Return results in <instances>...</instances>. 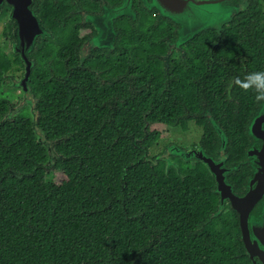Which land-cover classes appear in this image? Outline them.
<instances>
[{"label": "trees", "instance_id": "1", "mask_svg": "<svg viewBox=\"0 0 264 264\" xmlns=\"http://www.w3.org/2000/svg\"><path fill=\"white\" fill-rule=\"evenodd\" d=\"M46 24L63 33L32 54L35 102L15 115L21 104L4 90L24 64L11 52V71L0 66V264H254L207 166L179 159L167 171L149 152L162 137L152 126L187 132L195 122L200 148L217 160L211 115L236 167V121H244L236 97L250 89L234 84L230 65L235 72L236 47L252 63L259 56L237 35L236 16L213 52L225 66L210 63L207 36L176 48L177 33L146 18L128 20L112 48L88 56L83 28ZM3 36L14 40L9 23ZM255 47L264 55V44ZM246 178L229 174L235 193Z\"/></svg>", "mask_w": 264, "mask_h": 264}, {"label": "flooded vegetation", "instance_id": "2", "mask_svg": "<svg viewBox=\"0 0 264 264\" xmlns=\"http://www.w3.org/2000/svg\"><path fill=\"white\" fill-rule=\"evenodd\" d=\"M125 1L126 0H34L30 9L44 28V35L38 39L36 46L30 52L29 60L33 68L34 62L32 61V54L38 49L41 40L55 38L57 35L59 36L63 33H58L54 30L55 28L49 27L48 24H46V22L49 21L57 26L59 22L64 25L65 22L69 20L76 31L78 29L80 31V27L83 28V33L88 36V40L84 47L88 50H85V56H88L91 50L112 48L119 37V29L123 32L128 20L136 21L139 17L154 22V25L158 28H166L168 30L167 32H176V41L171 45L180 48L176 46V42L179 38L180 26L169 15L171 14L170 12L177 10V3H180V0H133L132 10L136 15L135 19H132L128 15L119 16L113 19V21L111 18H108L109 11L122 7ZM223 4H233L236 6V28L239 29L237 35H240L242 32V34L249 37V40L254 44L251 51H258L259 53V56H256L257 62L252 63L250 62V56L247 57V55L241 54L240 52L243 51V49L236 47V70L234 72L232 65H230L232 72H230L229 75L233 76V79L236 77L242 79L244 75L250 71L264 70V61H258V59H264V55H261L260 47H255V44H264V0H226ZM222 7L224 8V5ZM14 10V6L4 4L0 12V19L5 18L7 23L10 24L14 37V40H11L13 43L12 52L18 55L14 49L17 40L15 37V32L18 27L17 21H15V18H8L9 15L12 16ZM219 11V0H185V13L187 20L190 21V26H194V22L200 21L199 19L205 17L214 18L211 22L214 24L216 23L215 25L200 30L188 41L189 47L193 48L195 38L200 39L203 36H207L206 46L211 52L210 63H212V66H214V63H221L224 64V66L227 65L225 64L222 52L220 53L218 61L213 56L214 50L218 48L223 41L225 30V24L223 22L220 24L219 22ZM234 17H232L231 20H233ZM113 34L116 36L115 39L108 41L106 38L112 37ZM167 37H169V35H167ZM90 43H93L94 46L91 47V49H87ZM63 77L64 76H62V79H64ZM14 79L16 80L13 81L12 85L16 82L15 85L22 88L21 85L25 80V64L23 65L22 73L14 77ZM30 82L31 76L27 79V84L22 88V92L29 90ZM255 96L256 93L250 89L249 96L246 99L242 100L240 97H236V116L241 115L244 117L242 125L239 121H236V175H239L242 171L247 175L246 184L243 189H238V182H236V196L245 195L249 184L254 180V188H256V193L259 197V199L255 201L256 205L253 210V215L258 221L254 224V228L257 230L258 235L264 240V100L257 101ZM221 130L224 135L223 129ZM200 141L197 146L192 145L189 149H201L199 145ZM170 144L171 143L166 145L159 155L153 157L161 156ZM227 204L230 205L229 203ZM236 214L238 216L237 212ZM253 239H256V235L254 234ZM263 245L261 244V246ZM262 250H264V247ZM250 257L254 264H260L259 256Z\"/></svg>", "mask_w": 264, "mask_h": 264}, {"label": "water", "instance_id": "3", "mask_svg": "<svg viewBox=\"0 0 264 264\" xmlns=\"http://www.w3.org/2000/svg\"><path fill=\"white\" fill-rule=\"evenodd\" d=\"M33 1L34 0H0V12L4 4L15 7L12 16L9 15L8 18H15V21H17L18 25L15 32V37L17 40L16 44L14 45V49L15 52L20 56L22 62L25 64V80L21 85L22 88L27 84V79L31 76L33 71V65L29 60L30 52L36 46L38 39L44 35V28L42 27L39 19L30 9ZM132 2L133 0H126L122 7L109 11L108 18H111L113 21V19L119 16L128 15L132 19H135L136 15L132 10ZM223 2H226V0H219V4L221 6V14L219 17L220 24H222V22L224 24L228 23L236 14L235 5L223 4ZM223 5L224 8L222 13ZM170 13L171 14L169 15L171 18L180 26L179 38L176 43L177 46L186 44L200 30L216 24L211 22V20L214 18L205 17L203 19H199L200 21L194 22V26H190V21L187 20L185 13V0H180V3H177V10ZM115 37V34H113L112 37H107L106 39L108 41H112L115 39ZM208 116L213 122L218 136L222 138V145L219 149L218 160L210 158L202 149L194 148L190 150H182L181 148L172 144L166 148L164 153L159 156L154 161V163L157 164L159 160L164 159L167 165V171L172 167L179 169V165L170 159L171 156L178 157L185 162H191L194 160L204 163L216 180V190L220 196L221 203H229L231 208L238 213L241 239L247 253L250 256H259V263L264 264V250H262L264 247V240L258 235L257 230L254 228V224H256L258 221L253 215V210L256 205L255 201L259 199L256 193V188H254V180L249 184L247 193L245 195L236 196L233 185L228 181L229 174H231L236 167L227 166L229 156L226 154V139L221 128L215 124L212 116ZM252 233L256 235L255 240L253 239ZM261 244L263 246H261Z\"/></svg>", "mask_w": 264, "mask_h": 264}, {"label": "rangeland", "instance_id": "4", "mask_svg": "<svg viewBox=\"0 0 264 264\" xmlns=\"http://www.w3.org/2000/svg\"><path fill=\"white\" fill-rule=\"evenodd\" d=\"M219 12L221 14V6ZM222 13H223V7H222ZM6 23L7 21L5 18L0 19V66L2 67L3 70L9 73L12 68L9 55L13 50L12 49L13 43L11 40H8L3 36V31H4V27L6 26ZM93 46L94 44L90 43V45L87 46V49H91V47ZM15 80L16 79L13 78V81ZM15 83L12 85L13 87L6 88L4 90V93L13 103L17 104L20 102L21 104V107L13 110V115L19 112L23 107L32 106L35 102V99L31 95L30 90L26 92H22L23 89L16 86ZM151 129L159 130L162 133V137L159 140V142L149 151L151 156L159 155L162 152L163 148L169 143H171L170 145L172 144L176 145L182 150H190L189 148L192 145L194 146L198 145L203 135V129L197 126L195 122L189 123V130L187 132L182 131L180 128H172L163 125H154L151 127ZM170 159L175 163H177L179 160L175 156L171 157ZM191 162H187V163H191ZM63 178L64 177L59 173L54 174V180L57 183H60L63 180Z\"/></svg>", "mask_w": 264, "mask_h": 264}, {"label": "clouds", "instance_id": "5", "mask_svg": "<svg viewBox=\"0 0 264 264\" xmlns=\"http://www.w3.org/2000/svg\"><path fill=\"white\" fill-rule=\"evenodd\" d=\"M234 84L241 89H251L256 93V100H264V70L250 71L241 79L236 77Z\"/></svg>", "mask_w": 264, "mask_h": 264}]
</instances>
